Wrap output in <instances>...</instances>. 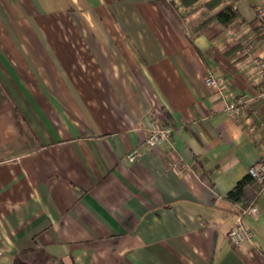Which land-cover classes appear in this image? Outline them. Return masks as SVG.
<instances>
[{
	"label": "crops",
	"instance_id": "0c3cea01",
	"mask_svg": "<svg viewBox=\"0 0 264 264\" xmlns=\"http://www.w3.org/2000/svg\"><path fill=\"white\" fill-rule=\"evenodd\" d=\"M0 0V264H264L226 198L264 159L257 0ZM237 12L223 25L214 17ZM252 100L226 111L208 73ZM169 140L128 154L152 122Z\"/></svg>",
	"mask_w": 264,
	"mask_h": 264
},
{
	"label": "built area",
	"instance_id": "2783aa9c",
	"mask_svg": "<svg viewBox=\"0 0 264 264\" xmlns=\"http://www.w3.org/2000/svg\"><path fill=\"white\" fill-rule=\"evenodd\" d=\"M256 20L258 23L259 32L264 38V0H257L255 3ZM255 64L260 68L259 73L264 80V60L256 57ZM207 85L213 89L215 93L226 99V111L234 118H241L247 116L251 109L252 100L244 94L237 95L229 87V84L214 73L210 72L206 78ZM264 96V92L261 93ZM172 135V129L166 127L164 124L154 121L151 124L148 136L141 140L137 146L128 154V158L131 161H135L142 154L143 149L151 148L163 143L170 139ZM249 174L255 177L259 182L264 184V159L258 163L251 165L248 169ZM260 214L259 206L253 202L246 208H243L238 217L228 230V236L230 240L236 244H241L244 241L251 238V230L248 228L243 220L244 216L250 215L257 217Z\"/></svg>",
	"mask_w": 264,
	"mask_h": 264
},
{
	"label": "trees",
	"instance_id": "16d2710c",
	"mask_svg": "<svg viewBox=\"0 0 264 264\" xmlns=\"http://www.w3.org/2000/svg\"><path fill=\"white\" fill-rule=\"evenodd\" d=\"M184 4L196 2V0H182ZM218 0L208 2L209 6H214ZM237 12L231 5L226 6L219 11L214 17L223 25L230 24ZM262 35V34H261ZM264 184L259 182L251 174H247L240 179L237 184L228 192L226 198L235 204H239L240 211L254 202V199L263 189ZM14 264H64V262L48 253L44 248H29L14 257Z\"/></svg>",
	"mask_w": 264,
	"mask_h": 264
}]
</instances>
